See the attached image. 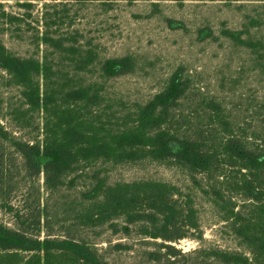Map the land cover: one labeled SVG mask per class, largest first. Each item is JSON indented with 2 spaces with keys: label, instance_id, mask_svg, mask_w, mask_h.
Instances as JSON below:
<instances>
[{
  "label": "trees",
  "instance_id": "1",
  "mask_svg": "<svg viewBox=\"0 0 264 264\" xmlns=\"http://www.w3.org/2000/svg\"><path fill=\"white\" fill-rule=\"evenodd\" d=\"M19 5L32 7L31 3ZM20 21L0 3V71L7 76L6 85L19 90L23 109L18 112L26 109L41 114L42 139L14 138L0 124V142L11 143L20 156L25 178L36 181L44 176L45 188L52 195L63 191L72 176L91 174L95 185L77 199L52 206L47 202L41 207L39 199L31 223L34 235L0 222V264H113L94 245L70 235L74 228L105 226L114 235L128 238L140 229V243L153 248L146 253L152 264H179L182 259L189 264H264V139L248 143L214 101L204 106L212 111L216 123L207 134L174 127L176 114L191 91V81L182 69L133 114L121 115L115 124H108L99 115L103 88L98 81L86 78L96 68L103 80L129 76L137 69L136 60L131 56L100 59L95 50L78 46V41L48 32L32 35V44L38 49L45 47L58 63L19 56L8 48L4 37L12 32L8 28ZM243 35L223 31L225 38L240 46L256 53L264 50L261 43L245 40ZM207 39H216L212 30ZM145 161L173 166L195 182L198 175L206 179L221 218L249 255L213 248L183 253L171 243L188 237L203 240L191 195L156 180L111 183L107 176L102 177L105 169L88 170L98 164L122 166ZM234 197L243 199L238 210ZM53 221L60 224L65 236L48 233L42 239ZM109 248L130 249L122 243Z\"/></svg>",
  "mask_w": 264,
  "mask_h": 264
},
{
  "label": "rangeland",
  "instance_id": "2",
  "mask_svg": "<svg viewBox=\"0 0 264 264\" xmlns=\"http://www.w3.org/2000/svg\"><path fill=\"white\" fill-rule=\"evenodd\" d=\"M0 3L21 20L8 28L12 32L4 37L8 48L19 56L58 63L51 52L46 53L45 47L38 49L32 44V35L48 32L78 41V46L95 50L100 59L131 56L136 60L137 69L129 76L103 80L96 68L86 78L98 81L103 88L104 103L99 115L110 122L108 124H115L121 115L133 114L162 92L170 76L182 69L191 81V91L176 114L174 127L207 134L216 123L211 119L212 111L204 106L214 101L221 105L232 126L248 143H260L264 139V50L256 53L223 36L224 29H230L244 33L245 40L249 38L264 46V0H104L88 3L0 0ZM23 3H31L32 7H21L19 4ZM210 30L215 40L207 39ZM6 78L0 71V124L14 138L42 139L41 114L27 113L26 109L18 112L22 108L19 90L8 87ZM93 169H105L102 177L107 176L111 183L156 180L174 184L185 195H191L203 240L188 237L171 243L183 253L213 248L249 255L221 218L207 180L201 175L195 182L173 166L149 161L122 166L98 164L88 170ZM94 182L91 174L72 176L63 191L52 195L45 188L44 176L36 181L25 178L20 156L11 143L0 142V222L10 228L24 229L34 235L31 223L39 210V199L41 207L47 202L52 206L57 201L74 200L81 192L91 189ZM233 202L238 210L243 199L234 197ZM48 233L55 237L66 234L57 221L43 231L41 238ZM70 235L94 245L113 264H152L146 253L153 248L140 243L142 234L138 228L131 238L114 235L108 226L80 231L74 228ZM118 243L130 249L109 248L110 244ZM179 264L189 263L182 259Z\"/></svg>",
  "mask_w": 264,
  "mask_h": 264
}]
</instances>
